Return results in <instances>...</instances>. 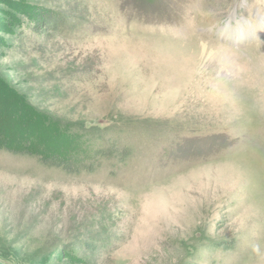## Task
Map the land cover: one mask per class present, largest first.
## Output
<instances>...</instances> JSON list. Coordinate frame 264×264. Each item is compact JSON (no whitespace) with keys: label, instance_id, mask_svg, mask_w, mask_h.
Returning a JSON list of instances; mask_svg holds the SVG:
<instances>
[{"label":"rangeland","instance_id":"rangeland-1","mask_svg":"<svg viewBox=\"0 0 264 264\" xmlns=\"http://www.w3.org/2000/svg\"><path fill=\"white\" fill-rule=\"evenodd\" d=\"M31 117L132 153L0 152V264H264V0H0V129Z\"/></svg>","mask_w":264,"mask_h":264},{"label":"trees","instance_id":"trees-1","mask_svg":"<svg viewBox=\"0 0 264 264\" xmlns=\"http://www.w3.org/2000/svg\"><path fill=\"white\" fill-rule=\"evenodd\" d=\"M38 22L36 21L34 24V30L40 31V29L43 27L44 30L49 31L56 28L54 25L50 24L51 22H45L44 24L41 22L42 25H40ZM59 24L65 25L64 22H60ZM30 119L33 125L36 124L37 121L40 122L39 125L42 127H45L42 123H46L47 127L34 128L32 125V127H30L31 129L27 131H29L30 134L35 130L33 133L34 138L30 137L19 140H16L15 137L9 136V132L5 128L0 129V152L7 153L13 157L32 159L44 170H58L62 171L66 175H79L83 172H94L100 165L102 159L105 161H115L119 164H125V161L132 153V150L129 147H122L118 149L112 145L96 147L94 149L92 148V150H86V153L82 151V147L76 142H74L70 150L71 152L66 155L55 153L53 151L54 147H44L40 145L41 147L38 148L39 142L42 141L39 138L42 135L41 131L48 129L49 126H51V131L53 135H55L64 132L65 129L63 127L53 129L56 126V123L50 119L43 118L38 120L35 117H31ZM12 129H14V127ZM22 130L26 131L25 127H23ZM16 131L18 130L16 129ZM62 135L64 136V134H60V136ZM64 139L65 138L61 140L65 142L66 140ZM20 140H22V142ZM90 247L92 248L93 246ZM90 247L86 246V249H89ZM62 253L64 254V252Z\"/></svg>","mask_w":264,"mask_h":264}]
</instances>
